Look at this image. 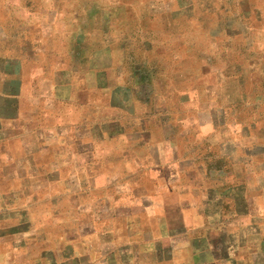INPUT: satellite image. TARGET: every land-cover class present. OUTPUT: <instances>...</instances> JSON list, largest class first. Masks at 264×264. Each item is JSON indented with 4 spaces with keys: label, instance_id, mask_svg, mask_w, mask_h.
Wrapping results in <instances>:
<instances>
[{
    "label": "crops",
    "instance_id": "1",
    "mask_svg": "<svg viewBox=\"0 0 264 264\" xmlns=\"http://www.w3.org/2000/svg\"><path fill=\"white\" fill-rule=\"evenodd\" d=\"M149 3L92 0L103 25L87 56L73 34L53 36L65 51L49 40L23 51L16 25L0 22V264H264L259 228L211 223L192 195L179 207L113 196V180L98 178L124 134L112 131L127 86L120 53ZM55 11L81 20L79 5Z\"/></svg>",
    "mask_w": 264,
    "mask_h": 264
},
{
    "label": "rangeland",
    "instance_id": "2",
    "mask_svg": "<svg viewBox=\"0 0 264 264\" xmlns=\"http://www.w3.org/2000/svg\"><path fill=\"white\" fill-rule=\"evenodd\" d=\"M147 1L120 53L127 86L112 131L124 134L98 178L113 180V196L159 195L161 207L195 196L211 223L264 236V0ZM73 4L80 22L55 11ZM96 18L92 0H0L1 24L30 53L47 40L65 51L53 36L73 34L87 56Z\"/></svg>",
    "mask_w": 264,
    "mask_h": 264
}]
</instances>
